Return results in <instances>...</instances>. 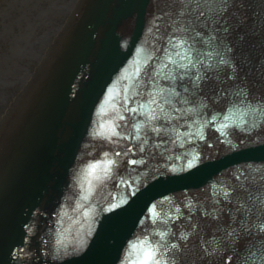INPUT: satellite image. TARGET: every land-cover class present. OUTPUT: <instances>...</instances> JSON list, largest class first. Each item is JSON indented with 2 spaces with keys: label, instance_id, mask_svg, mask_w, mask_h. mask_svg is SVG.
Instances as JSON below:
<instances>
[{
  "label": "water",
  "instance_id": "water-1",
  "mask_svg": "<svg viewBox=\"0 0 264 264\" xmlns=\"http://www.w3.org/2000/svg\"><path fill=\"white\" fill-rule=\"evenodd\" d=\"M88 1L34 99L1 139L0 264H139L141 242L146 248L160 232L183 264H217L192 89L156 74L168 54L165 31L185 28L182 0ZM82 2L48 0L42 11L27 5L25 21L17 15L24 4L1 14L0 101L14 99L0 103V128ZM57 8L54 23L43 17ZM35 35L46 45H26ZM152 97L157 103H148Z\"/></svg>",
  "mask_w": 264,
  "mask_h": 264
},
{
  "label": "snow or ice",
  "instance_id": "snow-or-ice-1",
  "mask_svg": "<svg viewBox=\"0 0 264 264\" xmlns=\"http://www.w3.org/2000/svg\"><path fill=\"white\" fill-rule=\"evenodd\" d=\"M198 3H203V0H198ZM242 3L243 0H208L209 11L198 8L196 15L204 20L205 24L211 26V34L207 31V28H198L195 31L191 27L181 28L172 31L170 35L166 30L165 35L168 36V39L163 51L168 54L166 62L162 63L156 74L161 76L165 81H178L179 87L185 93L189 91V88L204 89L211 87L213 92L224 98V94L228 92V87H224L219 82L213 81L209 76V70L220 65H226L229 68L235 65L237 57L236 49L241 48L244 42V34L239 32V28L245 21L237 20L234 25L229 13L231 9L239 7ZM186 12L187 10L181 5L179 14L184 16ZM254 26L264 27V20L254 19ZM233 39L236 42L235 46L232 43ZM202 46H208L212 50L202 51ZM217 46L222 47V51H216ZM226 55L228 56L227 59L225 58ZM259 67L264 70V65H259ZM225 79L232 81V74L230 72L227 73ZM161 91L163 92L164 90L161 89ZM172 93L179 95L175 88L172 89ZM235 95L241 98L238 100L240 105H244L245 103L248 105L252 104V101L244 96L243 90L236 92ZM129 100H132V98L127 97L125 99V105ZM148 103L155 104L157 101L155 97H152L148 100ZM144 107L145 105L141 104L139 105V109L134 107L130 111L135 113L138 110H143ZM154 111L153 109L152 112H149L150 120L158 119ZM247 111H251L254 114L262 111V109L257 106L246 110L245 114H247ZM120 119H124L123 115H121ZM214 119L215 116H213ZM136 127L139 133L140 126L137 125ZM153 131L159 133L160 128H154ZM113 134L119 135L114 130ZM185 135H191V133H185ZM200 138L203 139V136H200ZM113 163V160H108L105 165L106 170L108 165ZM132 163L135 164L137 161H132ZM91 167L94 172L97 166L92 165ZM261 179L264 180V177H261ZM231 195L230 191L223 192V196L226 199L230 198ZM116 206L114 205V207ZM235 208L237 213L241 215L233 219L232 223L225 225L228 235L238 236L243 239L242 233L255 234L258 230L259 235L264 237V216H256L255 221L248 219V216H255L258 212L264 214V193H253L246 200H238ZM230 219H232L231 216ZM256 221H259V223ZM234 225H238V227ZM167 236V232H160V240L155 243L148 241L146 248L144 247V242H141L142 258L139 260V264H183V261L180 259V253L176 251V244L168 246L166 243H161V241H165ZM254 243L260 245L257 250L261 252V255L256 257V252L250 251L247 257L241 259L240 264H249L250 261L251 264H259L260 261H264V239H260Z\"/></svg>",
  "mask_w": 264,
  "mask_h": 264
}]
</instances>
